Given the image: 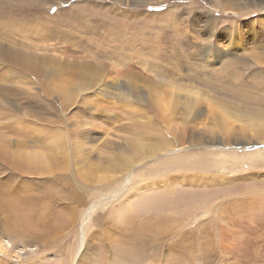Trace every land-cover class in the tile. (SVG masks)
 I'll use <instances>...</instances> for the list:
<instances>
[{
    "label": "rangeland",
    "instance_id": "obj_1",
    "mask_svg": "<svg viewBox=\"0 0 264 264\" xmlns=\"http://www.w3.org/2000/svg\"><path fill=\"white\" fill-rule=\"evenodd\" d=\"M11 1L13 5L25 2L30 15L28 18L14 19L16 29L12 26L11 33L14 31L12 34L10 32L2 34L0 43L6 46L11 45L10 48H14L19 53L30 52L36 57L55 61V64L48 66V74H40L49 79L48 83L45 84L44 81L38 80L33 71H28L27 73H30L28 83L25 86H17L18 88L16 87V91L13 93L15 96H9L5 101L0 98V131L3 133L1 137L9 139V143L15 139L22 140L24 137V144L29 146L30 152L42 151L47 143L50 147V142L55 139V136L66 139L67 147H69L67 148L69 166L63 171L54 170V176L51 174L47 176L40 172L42 166H37L32 160L33 162L29 163L35 167L33 173H26V170L17 172L12 168L15 161L9 162L3 156L2 151L7 147L6 143L0 142V186H3L0 187V199L9 198L17 202L25 196L27 197L25 200L29 201L33 197L32 193H38V189L55 187L60 189L64 200L67 199L68 192L72 191L75 192L74 195L77 192V196L83 200V206L77 208L79 216L77 215L73 226L68 218L69 211L65 210L63 202H59L57 205L48 204V208L45 207L42 211L45 216L50 215V219L47 218L49 221L45 222L51 221L52 230L58 229L53 230V233L49 232L48 235L43 233L44 238L41 236L31 239L32 241L25 240L31 233L22 230L24 236L19 234L22 241L16 244L17 252L23 248L21 243L23 241H26L25 244L28 246L24 249H29L30 252H25V255L24 252H20V257H14L11 264H76L79 263L80 256L83 257L81 264H245L241 260L243 258L245 261H249L248 264H264V230L258 232L260 236L253 248L256 249L255 252H258V257L255 258L248 253L242 256L239 250V245H245L248 238L257 236L251 234V231H254L252 227L256 228L257 225L264 224V213L260 215L261 212H264V206L260 209L255 208L254 211L259 214L257 219L251 218L248 223L238 221L234 225L230 224L231 221L223 219L224 214H227L224 208L221 209L223 213L212 211L209 214L198 209L189 219L176 222L178 220L176 218L172 220L173 223L168 225V219L158 221L166 215L177 213L178 207L185 206L189 202L192 206L208 207H212L214 201L222 202L220 204L222 207L226 204L230 205L228 206L229 210L236 204L254 203L259 205L264 203V148H262L261 154L254 158L243 157L249 150H252L245 148L256 150L258 147H264V143L252 138V133L248 131L245 134L238 133L231 139L224 138L218 132L215 140L208 139L211 132L201 133L204 129H206L205 131L213 129L217 132L208 119L210 114L208 109L222 110L223 103L229 102L235 104L234 113L236 115H248L253 111L254 106L249 103L254 89L252 84L264 85V62L256 59L258 52L264 51V41H262L264 40V0H256L249 6H246L248 3L244 0H123L120 8L115 7L114 1L116 0ZM229 5L235 6L229 9ZM198 7L202 8V13H197ZM247 8L251 10L248 11ZM150 13L155 15H149ZM197 14H203L206 17L205 21L200 22L199 25L207 24V19H210L212 24H216L217 34L223 36L222 42L224 43L220 46L217 42L218 48L229 50L224 41L228 40L226 35L229 36L234 30L233 38L239 37L241 42H244L245 46L247 45L246 48L251 50L245 47L234 50L233 52L237 55L232 60L229 55H224L221 58L212 55L209 59H204L205 53L202 45L206 37L201 35L193 39L194 33L189 31V27L192 28V24L197 19L199 21L203 19L202 16L198 18ZM173 25H179L180 29L186 27L189 36H181L176 44H180L183 48H190L196 44L201 50L199 61L192 62L188 66V70L178 71L179 73L174 70L172 61H169L167 62L169 74L162 75L159 71L155 74L146 62L148 59L151 61L152 55L156 56L153 57L156 59L162 50L169 49L170 46L164 48L160 45L169 43L165 37L170 31V26ZM198 28L199 26L195 27V29ZM45 30L49 34L43 33ZM193 32L195 31L193 30ZM107 51L108 53H106ZM136 54L140 57L138 64L133 61ZM164 57L169 60L168 55ZM86 64L105 65L108 70L110 69L109 73L112 74L110 76L112 78L119 74L124 76L125 69L132 68L131 66L134 64L136 67H133L134 71L136 70L139 78L144 77L153 80L154 83L158 80L160 85L158 89L163 88L159 95L160 105L172 104L174 97L167 90L174 89L180 97L185 91H189L188 97L193 95L200 101L198 111L202 113V117L195 122H190L189 118L186 122L188 125L185 126L181 123L182 119H178L179 117L169 121L163 116L159 118L153 110H150L154 114L153 120L158 124L168 125L170 123L172 126L171 132L166 126L156 127V130L162 129L160 131L161 138L165 137L171 142L169 153L172 155L157 154L155 157H149L144 151L143 158L138 159V165L134 166L133 163H130L128 164L131 168L130 171L126 170L127 168L126 171L124 170L126 173L130 172L126 175L127 177L125 176L124 183L109 178L105 179L106 182H101L103 178L100 177V183L92 178L90 184L84 187L86 185V181L83 179L85 168L87 169L86 174L90 176L89 166L106 167L108 163H111V160L115 161L116 157H118L117 161H124L128 155L123 154L120 157L116 153L124 148L130 150L131 142H136L138 149L141 148V145L148 148L149 145L155 144V139L158 137L156 133L147 130V120L141 114L146 109L131 100L132 96L133 99L142 97L146 99L145 102L152 98L147 96L145 89L130 90L128 95L131 97L126 98L125 95L120 94L121 89L118 88V84L114 85L115 83L108 79V85H114L109 90L111 93L104 90L100 94L96 87V95H93V91H88L87 95H79L78 101L73 106L65 109L59 108L60 104L57 101H61V99L58 92L65 90L67 88L65 83L71 79L72 81L76 80L75 83H77L78 76L89 70ZM206 64L209 67L202 68V65L206 66ZM228 64L231 66L227 67ZM224 67L227 69L223 70ZM5 68L7 69V67H1L0 71ZM214 68L223 70V74L226 72L231 75L235 69L240 74V78L235 83L227 80L221 82L217 74H211V70ZM87 73L91 72H86L85 75H88ZM1 75L2 73H0V87H7L9 84ZM121 81L124 83L122 79ZM205 81L214 84H205ZM11 82L15 83L16 80L13 79ZM34 82L37 84L34 85ZM230 84L235 88L231 89ZM25 87L28 88L25 89ZM47 87L56 89L54 94L45 93L44 90ZM114 87H117V90ZM237 87L241 90H238ZM198 92L200 95H194ZM217 99L219 103H217ZM145 102L146 108L149 104L147 106ZM6 103L12 109L11 111L7 110ZM156 107L159 112L157 102ZM230 109L228 108V110ZM216 113L220 114L221 112ZM231 123L236 130L245 129L252 124L235 119H232ZM181 125H184L186 129L177 134L176 130ZM180 139L184 140L183 144L179 142ZM249 139L252 140L246 144ZM236 140L245 142L237 144L234 143ZM223 144H228L234 149H224ZM49 150L46 152L51 153L52 150ZM223 151L228 154L227 158L221 157L224 154ZM214 160L224 162V164L221 163L218 168L208 165ZM175 161H180L183 167L192 163L198 167L195 169L196 171L189 173L183 167L176 166ZM221 165L223 166L221 167ZM56 167L51 166L53 169ZM204 168H207L206 171ZM184 174L190 176L186 177L188 179L185 182L182 181L183 185H180V182L176 183V180ZM118 176L119 173L116 174V177ZM10 177H16V183ZM214 178L219 181L203 183V179ZM139 182L141 185H147V188L141 192L139 186L136 185ZM135 186V190L138 188V192L133 190ZM172 188H174V192L169 193L167 189ZM132 192V196L127 198V195ZM231 199L232 201H230ZM123 200L130 204L131 211L126 210L127 204ZM31 204L35 205V201H32ZM74 206H77L76 203ZM121 207L124 210H121ZM34 210L35 208L32 209V211ZM120 210L124 212L121 213ZM6 212L0 210L1 221H5V217L8 216ZM236 214L243 213L238 211ZM171 217L170 215L169 219ZM243 217L236 216L237 220ZM146 222V227L160 224L159 227L166 236H160L163 239L159 240L156 236L152 237V240L146 241V244L138 247L139 241L129 239L131 237L129 232L137 230L138 225L144 224L143 226H145ZM211 225L214 229H211ZM31 230L34 233H41L38 228ZM206 232L213 234L206 237ZM151 233L158 234V231L153 229ZM186 236L191 237L190 242L193 244V250L186 249L187 243H183L184 240H182V237L186 238ZM204 237L206 239H203ZM140 238H145V235L140 234L137 239ZM212 244L216 248L214 252H211ZM226 245L231 247V251L228 253L226 250L227 254L221 257L220 251L223 247L226 249ZM172 247L190 254L185 253V261L183 258L181 260L175 257V254L179 255L180 253L174 250L175 254H173ZM4 264H9V262L6 261Z\"/></svg>",
    "mask_w": 264,
    "mask_h": 264
},
{
    "label": "bare ground",
    "instance_id": "obj_2",
    "mask_svg": "<svg viewBox=\"0 0 264 264\" xmlns=\"http://www.w3.org/2000/svg\"><path fill=\"white\" fill-rule=\"evenodd\" d=\"M244 1H246L248 3V5H246V6H249V5L256 2V0H244ZM114 2H115V7L120 8V4L123 2V0H116ZM233 6H235V5H229V9H232ZM30 7H31V5H30ZM115 7H112V8H115ZM197 9H198L197 13L203 12L201 7H198ZM247 10L250 11L251 9L247 8ZM29 15H30V13L28 11V7H27V4L25 2H23L22 4L17 3L15 5H13L11 0H0V36H2V34H6V33L8 34L9 32L11 33V27L12 26H13V28L15 27V29H16L15 22H13L14 19H16V18H28ZM149 15L153 16L155 14L150 13ZM197 16H198V18H200V16H202L203 19H200V21H199V19H197L194 22V24H192L193 25L192 28L189 27V31L191 30L190 32L194 33L193 37H192L193 39H196V38L200 37L201 35L206 37V40H204V43L202 45L203 52L205 53L204 59H209L212 55L218 56V58H221L224 55H229V58L232 60L237 55L236 53L233 52L234 50H238L240 48H244V47L246 48L247 47V45L245 46L243 44L244 42H241V39L239 37L235 38L236 39V41H235V39L233 38L234 37V30H232L231 34L229 36L226 35V39H228V40L224 41L227 44V48H229V50L225 51V50L221 49V47L218 48L217 42H219L220 46L224 45V43L222 42L223 36H218V34H217L216 24L215 23L212 24V22L209 21L210 19H207L206 20V22H208L207 24L204 23L203 26L199 25L200 22L205 21L206 17L203 16V14L202 15L197 14ZM193 18H194V16H193ZM208 24H209V26H208ZM263 25H264V23H263ZM197 26H199V28L195 29V27H197ZM192 29L195 32H193ZM12 30H14V29H12ZM186 30H187L186 27L180 29L179 25L170 26V31L168 34H166V37H165V38H167V40H169V43H161V45H160V47H164V48L170 46L169 49L162 50L157 55L156 59L153 58L156 56L152 55L151 61H149V59H148V61L146 62L148 67H150L154 71V73L159 71L162 75L169 74L170 71L167 67V62H169V61H172V63L174 64V70L177 72L182 71V70H188V66L192 62L199 61V55H201V50L198 48V46L196 44H193L190 48H183V47H181L180 44H176V42L178 41V39L181 36H189V33L186 32ZM43 33L49 34V32L47 30H45ZM13 35H11V36H13ZM11 38H13V37H11ZM13 40H15V39L13 38ZM262 41H264V40H262ZM5 42H7V41H5ZM10 47H12V46L11 45L6 46L5 44L0 43V68L3 66L7 67V69L5 68V70L0 71V73H2V75H1L2 78L8 82L7 84H9L7 87H4V88L0 87V98L3 101L7 100V98L9 96H15L13 93H15L17 86H19V87L25 86L28 83L27 80L29 79V74H30V73H27L28 71H33V73L35 74L34 75L35 78H37L38 80L44 81L45 84L48 83L47 80H49V79L44 78L41 75L42 74H48V72H49L48 66L51 64L52 65L55 64V61L52 62L51 60H48V59H42L41 57L40 58L36 57L35 55H33L30 52L26 53V52L20 51L21 53H19V52H16V50L14 48H10ZM246 49H249V48H246ZM166 50H167V52H166ZM192 50H193V52H192ZM249 50H251V49H249ZM243 52H244V50H243ZM106 53H108V51ZM116 53H117V51H116ZM165 55H168L169 60L165 59V57H164ZM116 59H118V58H116ZM256 59L264 62V51H259L258 54L256 55ZM126 61H125V63L127 64ZM133 61H135L138 64L140 62V57H138V55L136 54L135 60H133ZM162 61H164V62H162ZM122 62H124V61H122ZM132 62H131V64H132ZM128 63L130 64V62H128ZM206 63H208V62H206ZM118 64H119V62H118ZM86 65L89 68V70H87L86 72H91L90 74L87 73L88 75H85L86 72L81 73L78 76L77 83H75L76 80L75 81H72V79H71V81L68 80L69 82L65 83V84H67V88L65 90H62V91L60 90L58 92L60 99H61V101H57L60 104L59 108L65 109L67 107L73 106L75 104V102L78 101L77 99H78L79 95L86 94L88 91H90V92L93 91V95H96L97 94V92L95 93L96 87H98V90L100 91V94H101V91H104V90L110 92L109 90L111 88H113L114 85L118 84V88L121 89L120 94L125 95L126 98L131 97L128 95V93H130V90L139 89V91H140L141 89H145L144 91L146 92L147 96L148 97L151 96L152 98H150L148 101L145 102L146 99H144L142 97H137V98L133 99V96H132L131 100L134 101L139 106H141L143 109H146L144 112H141V114H142V117L147 120V130L149 129L153 133H156L158 135V137L155 139V144L149 145L148 148L145 147L144 145H141V148L138 149V148H136L137 143L131 142L132 145H131L130 150H127L124 148V149H122V151L116 153L119 156L123 155V154L124 155L127 154L128 156L125 157L126 159L124 161H122V160L117 161L118 157H116L115 161L109 159V160H111V163H108L107 166L104 165L106 167H103L101 165L89 166L90 168L88 169V171L91 172L90 176H88V174H86L87 169L85 168L84 169V175L85 176L83 175V179L86 181V185L84 187H86L90 184V181L92 178L99 181L100 177L103 178V180L101 182H106L105 179L109 178L110 180L115 179L114 181L124 183L123 181L126 179V177H127L126 175L130 173V172L126 173V172H124V170L127 168L126 170L130 171L131 168L128 166V164H130V163H133L134 166L138 165V162H139L138 159L141 160L143 158L144 151H145V154H147L149 157H155V155H157V154L158 155H167V156L172 155L169 153V148L172 145L171 142L169 140H167L165 137L161 138V132L160 131H162V129L159 128L156 130L157 126L158 127L159 126H166L167 129L171 132L172 126L170 125V123H168V125L158 124L155 120H153L154 114L150 110H153L159 116V118L163 116L165 119H167L169 121L173 120L174 118L179 117L178 119H182L181 123H183L185 126L188 125V123H186V122L189 118H190V122H195V120L202 117V113H200V111H198V108H199L201 103L195 97H193V95L191 97H188L187 95H188L189 91H185V93L182 94V97H180L179 94L174 89L173 90H167L168 93L173 95V97H174V98H172L170 96L172 98V104L171 105H166V104L160 105L161 101L159 99V95H160V91L163 88L158 89L160 87V85L158 84V80L154 83L153 80H148L144 77L139 78L137 76L136 70L134 71V68H136L134 64H133V66H131L132 68L125 69L126 72H123L124 76L119 74L113 78L110 77L112 75L111 73H109L110 69L108 70L105 65L104 66L102 64H99V65L97 64V65H93V66H92V64H86ZM230 66H231V64L227 65V67H230ZM121 67H124V66H121ZM125 67L127 68L128 66H125ZM208 67H209V65H207V64H206V66L202 65V68H208ZM16 68H18V70H16ZM150 68H148V69L150 70ZM226 69H227L226 67L223 68V70H226ZM223 70H216V68H214L211 70V74L212 75L217 74V76L221 82L223 80H227L231 83H235L239 80L240 74H238L235 69H234V72L232 75L228 74L226 72H225V74H223ZM159 72H157V73H159ZM13 79L16 80L15 83L11 82ZM108 79L113 81L115 84L112 85L110 83L111 85H108L109 84ZM121 79L123 80L124 83H122ZM64 80H66V79H64ZM37 83H35L34 85H36ZM60 83H61V81H60ZM74 84H76V86H74ZM205 84L213 85L214 83L205 81ZM27 86H29V85H27ZM252 86L254 89L252 91V97L249 100V103L254 106L252 113H250L248 115H236L234 113L235 104H231L229 102L223 103V109L222 110L213 111L211 109H208V111L210 113L208 115V119H210L211 125H213L214 129H216L217 132L213 129H212V131L210 129L205 131L206 129H204L201 131V133L204 134L207 132H211L212 134L210 137H208V139L215 140L216 134L218 132H220V135H222L224 138L231 139L232 137H234L238 133L245 134L248 131V132L252 133V136H253L252 138H255V140H258L261 143H264V85L263 84H252ZM27 88L28 87H25V89H27ZM230 88L233 89L235 87H234V85L230 84ZM114 89L117 90V87H114ZM29 90H30V88H29ZM55 90L56 89L47 87L44 90V92L47 94H50V92L52 94H54ZM238 90H241V89L238 88ZM178 91H181V90H178ZM196 94L200 95V92L195 93L194 95H196ZM141 95H139V96H141ZM143 95H144V93H143ZM37 97H39V96H37ZM90 97H93V96H90ZM41 98H42V96H41ZM88 101H90V100H88ZM144 102L147 106L149 104V106L145 108ZM156 102L158 103V106H159L158 107L159 112L156 109L157 108ZM217 103H219L218 99H217ZM6 107H7L8 111L12 110L9 107V105H7V103H6ZM134 107H135V104H134ZM228 108H231V109L228 110ZM3 110H6V108H3ZM61 112H63V111L61 110ZM216 112H221V113L217 114ZM192 114H193V116H192ZM232 119H235L238 121L251 122L252 124L248 125L245 129L236 130L231 123ZM196 123H198V122H196ZM77 125H78V123H77ZM184 125H181L179 127V129L176 130L177 134H179L180 132H183V129L185 131L186 127L184 128ZM20 128H21V126H20ZM163 133H164V131H163ZM2 134L3 133L0 131V142H4L7 145V147L4 149V151H2L3 156L9 162L15 161V163L12 165V168H13V170H15L17 172H22V171L26 170V173H29V174H30V172L33 173L35 170L34 169L35 167L29 163V162H33L32 160L35 161V164H37V166H42V169L40 172H42L43 174H45L47 176H50V174L52 176H54L55 175L54 170L63 171L64 169H66L69 166V164H68L69 163V155L67 154V148H69V147H67L66 139H62V138L60 139L59 137L56 138V136H55V139L50 142V147L48 146V143H47L43 147L42 151L30 152L28 150L29 146L24 144V141H23L24 137L22 138V140H20V139L16 140L15 139L13 142L9 143V139L1 137ZM26 135H28V134H26ZM25 139H27V138H25ZM170 140H172V139H170ZM250 140H252V139H249V141L246 144H248L250 142ZM179 142L183 144L184 140L180 139ZM243 142H245V141L236 140L234 143L243 144ZM48 148L51 149L52 151L49 150ZM223 148L224 149H232V148L234 149V147H230L228 144H223ZM262 148H264V147L263 146L258 147L256 150L254 148H249V147L245 148V149H252V150H249V152L246 153V156H243V157L254 158L257 155L261 154V152L263 150ZM220 149H222V148H220ZM46 150L51 151V153L46 152ZM186 157H188V156H186ZM221 157L227 158L228 154L226 152H224V154ZM46 158H48V159H46ZM172 158L175 159L176 157H172ZM203 158H205V157H203ZM205 161H206V159H205ZM175 162H176V166L183 167L180 164V161H175ZM221 163H222L221 161L217 162L214 160V161L210 162L208 165H212L213 167L218 168ZM201 164L204 165L205 163H201ZM222 164H224V162ZM51 166H57V167H56V169H53V168H51ZM222 166L223 165H221V167ZM131 167H133V166H131ZM197 167L198 166L196 164L192 163V164L185 166L183 168L185 169V171L192 173L193 171H196L195 169ZM198 169H200V168H198ZM206 169H205V171H206ZM210 170H211V168H210ZM118 173H119V176L116 177V174H118ZM188 176H190V175L184 174L183 176L178 178V180H176V183L180 182L179 184L183 185L182 181L185 182L186 179H188V178H186ZM10 178L12 179V181L14 183H16V180H15L16 177H10ZM217 180L219 181V179H217V178H214L211 180H204L203 179V183H207V182L210 183V182H214V181H215L214 183H216ZM53 183H54V181H53ZM99 183H100V181H99ZM107 183H108V181H107ZM109 183H111V182H109ZM50 184H52V183L50 182ZM58 184L60 185V183H58ZM69 184H70V182H69ZM136 185L139 186L140 192L144 188H147V185H141L140 182L137 183ZM0 187H3V186H0ZM79 187H80V185H79ZM62 188H63V186H62ZM69 188H71V187H69ZM135 188H136V186L133 188V190L138 192V188L136 190H135ZM75 190H77V189H75ZM167 190L169 191V193L174 192V188L167 189ZM68 191H69V189H68ZM70 191H71V189H70ZM84 191H86V190H84ZM133 192L129 193L127 195V198L131 197ZM74 193H75L74 191H72L70 193L68 192L69 195H67V199L64 200V198H62V196L60 194V189L55 188V187H50V188H46L44 190H43V188L38 189V193H36V194L32 193L33 197H31L29 201L25 200V198H27L25 196L22 197V199L18 200L17 202H14L13 200H11L9 198L0 199V210L4 211V212L7 211L6 213H8V216L5 217V221L0 220V264H4V263H6V261L9 262V264H11L13 258L18 257L20 252L21 253L24 252V255H25V252H30L29 249H24V247H28L27 244H25L26 241L21 242L23 248H20L21 251L18 250V252H17L16 244H17V242L22 241L21 237H19V234L24 236L23 232L25 230L32 234V235L28 234L27 237L25 238V240L27 239L28 241H32L31 239H33V238H38V237L43 236V233L48 235L49 232L53 233L54 232L53 230L56 231L58 229V228H54L52 230L53 227L51 226V224H52L51 221L48 223L45 222L47 220V218L50 217V215L45 216L44 215L45 213H43L42 211L45 209V207L48 206V204L57 205L59 202H63L64 204H62V205H64L65 210L69 211L68 218H69L71 226H73L74 221L77 220V217L79 216L78 212H77V208L80 207L81 205L83 206V200L80 198V196H77L78 195L77 192L75 195H74ZM18 194H20V193H18ZM81 196H83V195H81ZM207 199H209V198H207ZM126 200H123V202H125ZM32 201H35V205L31 204ZM230 201H232V199ZM230 201H228V202H230ZM228 202H226V203H228ZM75 203L77 206H74ZM198 203H199V201H198ZM213 203H214V205L212 207H208V206H202V205H193L192 206V205H190V202H189L185 206L178 207L177 213H171L169 215H166L162 220H158V221L161 222V221H166V219H168V221H167V225H168L169 223H173L172 220L176 219V218H178V220L176 222H182L186 218L189 219L191 216L194 215L195 210H198V209H200L204 213L209 214L212 211H216L218 213H223L221 211V209L224 208L226 210L227 214H224L223 219L231 221L230 224L234 225V223H237L238 221L240 223H242V222L248 223L249 219H251V218H254V220L257 219L259 214H256L257 212L254 211L255 208L260 209L264 206V203L259 204V205H256L254 203H252V204L250 203V204H246V205L236 204V205L232 206L233 207L232 209L229 210L228 209V206H230L229 204H226L227 206L224 205L222 207L220 205L222 202H215L214 201ZM126 204H127V207L124 205L125 208H127L126 210H128V212L131 211L132 209L130 208V204L129 203H126ZM172 205H174V204H172ZM61 207H63V206H61ZM34 208H35V210L32 211V209H34ZM121 210H124V209H122V207H121ZM121 210H120V212H121ZM238 211H241L243 214L237 215L236 213ZM122 212H124V211H122ZM263 213L264 212H261L260 215H263ZM170 215L172 216L171 219H169ZM236 216H244V217L241 218L240 220H237ZM47 221H49V220H47ZM143 225L144 224H141L140 226L138 225V227H136L137 230H134L133 232H129L130 236H131L129 239L139 241V244H137L138 247H141L144 243L146 244L147 243L146 241L152 240L153 239L152 237L156 236V238L159 240V239H163L160 236H163V235L166 236L165 233L161 231V229L159 227L160 224H156L155 226L152 225L151 227L150 226L146 227L147 226V222H146V225L145 226H143ZM263 226H264V224L263 225H257L256 228L252 227L254 231H251V234L257 235V236H254L255 238L253 237L251 239L246 238L247 239L246 244L245 245H242V244L239 245V250L241 251L242 256H243V254L248 253V254H251L253 257L256 258V256L258 255V252H255L256 249L254 250L253 248H254V246H256V242L260 236V235H258V232L261 230H264V229H262ZM32 228H38L41 233L32 232V230H31ZM153 229H156L158 231V234H152L151 231ZM211 229H214V227L212 225H211ZM22 230H24V231H22ZM146 230H148V231L145 232ZM209 232L205 233L206 237H208V235L213 234V233L209 234ZM140 234H144L145 238L137 239L140 237ZM42 238H44V236ZM190 238L187 236H186V238L182 237V240H184L183 243H187V246H186L187 250H193V244H192V242H190ZM203 239H206V238L204 237ZM211 239H213V238H211ZM208 240H210V239H208ZM122 241H124V240H122ZM212 243H213V241H212ZM206 244H208V243H206ZM212 248H213V250L211 249V252H214L216 250L214 244H212ZM235 249L237 250V246L235 247ZM174 250H175V252H179L180 254L176 255ZM226 250L229 253L231 251V247L230 246L228 247L227 245H226V249H225V247H223V249L220 251L221 252L220 254L222 255L221 257H224V255L227 254ZM172 251L174 252L173 254H175V257H177L181 260H182V258L184 259V254L187 253V252L179 251L175 247H172ZM235 253L237 254V252H235ZM30 255H32V254H30ZM85 255H88V254H85ZM235 258H236V256H235ZM82 259H83V257L80 256L79 263H76V264H81ZM209 260H211V259H209ZM241 260L245 264H248V262H249L248 260L245 261L244 258ZM184 261H185V259H184Z\"/></svg>",
    "mask_w": 264,
    "mask_h": 264
},
{
    "label": "snow or ice",
    "instance_id": "obj_3",
    "mask_svg": "<svg viewBox=\"0 0 264 264\" xmlns=\"http://www.w3.org/2000/svg\"><path fill=\"white\" fill-rule=\"evenodd\" d=\"M53 10H55V9H53Z\"/></svg>",
    "mask_w": 264,
    "mask_h": 264
}]
</instances>
